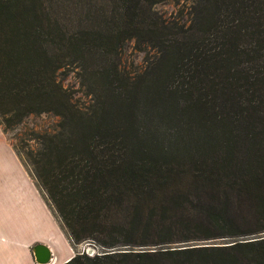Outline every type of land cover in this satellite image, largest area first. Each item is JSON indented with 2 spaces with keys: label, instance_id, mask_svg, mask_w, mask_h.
<instances>
[{
  "label": "trees",
  "instance_id": "16d2710c",
  "mask_svg": "<svg viewBox=\"0 0 264 264\" xmlns=\"http://www.w3.org/2000/svg\"><path fill=\"white\" fill-rule=\"evenodd\" d=\"M158 1L0 0L2 131L58 118L11 144L97 249L62 264H264V0H191L189 23Z\"/></svg>",
  "mask_w": 264,
  "mask_h": 264
},
{
  "label": "crops",
  "instance_id": "0c3cea01",
  "mask_svg": "<svg viewBox=\"0 0 264 264\" xmlns=\"http://www.w3.org/2000/svg\"><path fill=\"white\" fill-rule=\"evenodd\" d=\"M37 243L49 247L48 262H36ZM77 247L0 126V264H62Z\"/></svg>",
  "mask_w": 264,
  "mask_h": 264
},
{
  "label": "rangeland",
  "instance_id": "374dc122",
  "mask_svg": "<svg viewBox=\"0 0 264 264\" xmlns=\"http://www.w3.org/2000/svg\"><path fill=\"white\" fill-rule=\"evenodd\" d=\"M154 9L169 20L186 21L189 23L191 0H161L154 5ZM150 56L151 54L140 49L134 40H129L123 48L120 66L126 72H136L145 66V59ZM60 78L65 87L74 91L75 96L80 99V102L86 99L84 96V88L75 71L70 69L65 74H62ZM57 120L58 118L52 114H31L28 115L21 124L10 130L7 136L11 143H17L16 136L24 130L33 128L37 131H49ZM90 245L92 244L80 243L77 249L85 250V248ZM95 250L97 251L96 248Z\"/></svg>",
  "mask_w": 264,
  "mask_h": 264
},
{
  "label": "water",
  "instance_id": "95a60500",
  "mask_svg": "<svg viewBox=\"0 0 264 264\" xmlns=\"http://www.w3.org/2000/svg\"><path fill=\"white\" fill-rule=\"evenodd\" d=\"M84 251L89 255L96 253V250L92 245L87 246ZM33 254L37 263L48 262L51 255L49 247L42 243H37L33 246Z\"/></svg>",
  "mask_w": 264,
  "mask_h": 264
},
{
  "label": "bare ground",
  "instance_id": "6f19581e",
  "mask_svg": "<svg viewBox=\"0 0 264 264\" xmlns=\"http://www.w3.org/2000/svg\"><path fill=\"white\" fill-rule=\"evenodd\" d=\"M50 260V259H49Z\"/></svg>",
  "mask_w": 264,
  "mask_h": 264
}]
</instances>
